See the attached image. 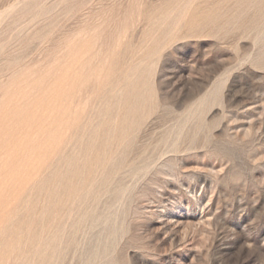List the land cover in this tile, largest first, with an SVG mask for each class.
Here are the masks:
<instances>
[{"label": "rangeland", "instance_id": "rangeland-1", "mask_svg": "<svg viewBox=\"0 0 264 264\" xmlns=\"http://www.w3.org/2000/svg\"><path fill=\"white\" fill-rule=\"evenodd\" d=\"M0 264H264V0H0Z\"/></svg>", "mask_w": 264, "mask_h": 264}, {"label": "bare ground", "instance_id": "bare-ground-1", "mask_svg": "<svg viewBox=\"0 0 264 264\" xmlns=\"http://www.w3.org/2000/svg\"><path fill=\"white\" fill-rule=\"evenodd\" d=\"M26 9V8H25ZM41 11V10H40ZM40 14V13H39ZM71 127V126H70ZM122 135V134H121ZM93 140V139H92ZM106 141V140H105ZM111 143V142H110ZM105 145V144H104ZM70 155V154H69ZM106 158V157H105ZM100 167H102V166H100ZM95 168V167H94ZM73 172V171H72ZM74 184V183H73ZM87 184V183H86ZM67 185H68V183H67ZM76 185V184H75ZM66 194V193H65ZM77 194V193H76ZM78 197V196H77ZM80 202V201H79Z\"/></svg>", "mask_w": 264, "mask_h": 264}]
</instances>
